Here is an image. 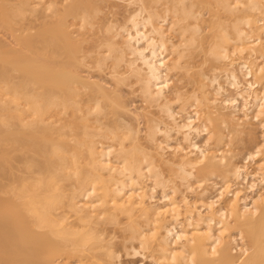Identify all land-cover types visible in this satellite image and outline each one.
<instances>
[{"label": "bare ground", "instance_id": "bare-ground-1", "mask_svg": "<svg viewBox=\"0 0 264 264\" xmlns=\"http://www.w3.org/2000/svg\"><path fill=\"white\" fill-rule=\"evenodd\" d=\"M42 1L0 0V264H264V0Z\"/></svg>", "mask_w": 264, "mask_h": 264}, {"label": "rangeland", "instance_id": "rangeland-1", "mask_svg": "<svg viewBox=\"0 0 264 264\" xmlns=\"http://www.w3.org/2000/svg\"><path fill=\"white\" fill-rule=\"evenodd\" d=\"M58 1V3H59V5L62 7V5H61V1L62 0H57ZM43 3L39 6V8H40V12L41 13H47V11L45 12V9H46V6L48 5L47 3H50V2H52V0H43L42 1ZM12 4L15 6V5H17V4H19V0H12ZM208 14H206V16H207ZM28 17H27V20H25V21H23V23H26V22H28V20L29 19H31L32 18V16L31 15H27ZM43 21H39V22H37V23H34L33 25H37V24H39V23H42ZM21 23V22H20ZM16 30H18V31H16ZM21 32V30H20V24L18 23L17 25H15V27H14V29H10V28H5V27H3V26H0V39H2V41L4 42V43H6V44H8V45H10V46H14V47H16L17 45H18V41H17V36H18V34ZM199 59V58H198ZM200 60V59H199ZM206 69H208V67H206ZM209 72V73H208ZM208 75L209 76H212V72L208 69ZM217 72H218V70H217ZM218 77H219V81H221V83L223 84V85H226V81H225V78L224 77H226V74H225V72H223V71H220L219 70V73H218ZM227 90H228V93H227V95H234V90H233V88H232V90H231V87H228L227 88ZM134 98V97H133ZM220 98H222V97H220ZM135 100H137V99H135ZM138 102V103H137ZM140 101L139 100H137V101H135L134 103H133V105H132V109L133 110H135V107L138 105V106H140L141 105V103H139ZM189 110H192L191 108L189 109ZM260 131L261 130H259V133H260ZM201 138V137H200ZM204 138V139H203ZM205 138H206V135H203V137L199 140L198 139V141H201L200 143H203L204 142V140H205ZM245 148V149H244ZM243 149H244V151H243ZM251 150H253V146H247V147H243V148H241V151H239L240 153H239V155H238V157H237V159H236V162L239 164L240 163V165H242V164H244L245 162H244V157H245V155L249 152V151H251ZM246 152V153H245ZM251 163V162H250ZM249 163V164H250ZM248 164V165H249ZM253 166H255V167H253ZM254 169H256V165H254V163L252 162L250 165H249V171H251V172H253L254 171ZM212 182V181H211ZM214 183H218V187L221 185V181H220V179H217V178H214L213 179V184ZM185 187H183L182 186V190L183 191H185L186 193H189V194H191L192 195V193H190L189 191L187 192V190H185L184 189ZM212 190V189H211ZM210 192H212V191H210ZM214 192H216V191H214L213 190V192L212 193H214ZM214 195H215V193H214ZM157 196L160 198V196H161V194H157ZM157 197V198H158ZM125 220V219H124ZM127 220H125L124 222H126ZM122 232H123V230H118L117 231V233L116 232H110V234L113 236L115 233H116V235L117 236H119V235H122ZM124 253V252H123ZM127 257V256H126ZM145 257H146V260H145ZM123 258L125 259V264H153V262H152V260L149 258L148 259V257H147V255L146 256H132V257H127V258H125V255L123 256ZM143 258V259H142Z\"/></svg>", "mask_w": 264, "mask_h": 264}]
</instances>
